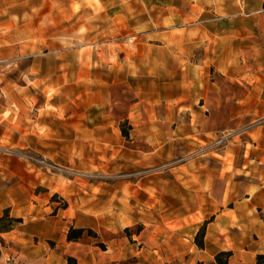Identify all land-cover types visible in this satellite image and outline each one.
<instances>
[{"label": "rangeland", "instance_id": "374dc122", "mask_svg": "<svg viewBox=\"0 0 264 264\" xmlns=\"http://www.w3.org/2000/svg\"><path fill=\"white\" fill-rule=\"evenodd\" d=\"M182 1L0 0V206L5 201L14 214L34 215L47 200L65 207L78 198L108 216L124 207L130 215L106 223L126 225L123 232L130 237L151 218L134 208L151 206L147 197L156 186L165 189L166 178L199 170L213 175L220 166L223 173L236 159L235 179L244 186L251 173L264 169L256 161L263 137L254 133L264 130V116L187 136L174 143L173 152L162 143L156 157L134 148L131 106L153 97L164 113V104L173 101L166 92L171 88L141 86L143 80L133 77L113 80L117 71L108 68L149 74L155 58H166L160 49L181 47V41H169L174 24L167 13L171 6L178 12ZM221 50L201 44L191 51V62L201 61L206 51V66L217 64ZM202 89L192 88V96L198 98ZM181 99L179 109L185 107ZM201 104L202 98L195 105ZM127 203L137 205L129 209Z\"/></svg>", "mask_w": 264, "mask_h": 264}, {"label": "crops", "instance_id": "0c3cea01", "mask_svg": "<svg viewBox=\"0 0 264 264\" xmlns=\"http://www.w3.org/2000/svg\"><path fill=\"white\" fill-rule=\"evenodd\" d=\"M186 2L195 6L191 9ZM263 5L264 0H183L178 12L171 6L167 13V20L174 24L167 32L169 41H181V47L160 49L166 58H155L149 74L142 68L129 71L122 65H109V70L117 71L113 80L133 77L143 80L141 86L171 88L166 92L173 101L164 104V113L159 114V102L153 97L131 106L135 108L130 114L131 131L137 135L135 150L156 157L162 143L173 152L174 143L187 136H204L230 128L237 120L264 116ZM201 44L205 49H222L219 63L206 66L210 58L206 51L201 61L191 62V51ZM200 85L203 89L195 99L192 88ZM180 98L183 109L177 105ZM201 98L203 104L196 106ZM262 131L254 133L264 141ZM262 150L256 161L264 165V146ZM230 160L231 169L223 173L220 166L213 175L199 170L166 178L165 189L156 186L150 192L148 208L127 203L129 209H142L151 217L130 237L123 232L126 225L106 223L113 218L123 220L130 212L124 207L108 216L93 205L87 207L89 200L77 198L74 205L69 201L65 207L47 200L36 214L21 215L14 214L4 201L0 207L22 220L0 231V264H68L69 256L76 264H216L215 254L222 250L232 252L229 264H256L257 254L264 253V169L251 173L242 186L233 170L237 160ZM127 195L131 194H124V199ZM202 225L204 245L199 247L194 239ZM70 226L85 228L80 239L67 240ZM88 229L96 236L89 235Z\"/></svg>", "mask_w": 264, "mask_h": 264}, {"label": "trees", "instance_id": "16d2710c", "mask_svg": "<svg viewBox=\"0 0 264 264\" xmlns=\"http://www.w3.org/2000/svg\"><path fill=\"white\" fill-rule=\"evenodd\" d=\"M123 135L127 136L128 132L127 130H122ZM22 219L21 217L12 216L9 213V209L5 208L3 210V213L0 214V231H6L11 228H13L18 222H20ZM85 231V228L81 227H73L70 226L67 232V240H78L82 237L83 233ZM89 235L96 236L95 232L92 229L87 230ZM204 225H202L197 234L195 235V243L199 247H203L204 245ZM232 252L230 250H222L215 254V263L216 264H229V257L231 256ZM68 264H76V259L72 256H69L67 258ZM197 264H203L201 262H198ZM256 264H264V253H259L256 256Z\"/></svg>", "mask_w": 264, "mask_h": 264}, {"label": "built area", "instance_id": "2783aa9c", "mask_svg": "<svg viewBox=\"0 0 264 264\" xmlns=\"http://www.w3.org/2000/svg\"><path fill=\"white\" fill-rule=\"evenodd\" d=\"M222 141V139H218V140H216V142L218 143V142H221Z\"/></svg>", "mask_w": 264, "mask_h": 264}]
</instances>
